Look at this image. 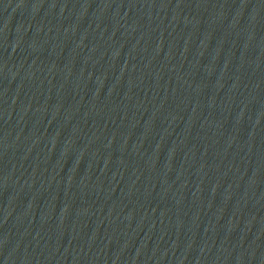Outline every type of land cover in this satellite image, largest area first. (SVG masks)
<instances>
[{"label":"water","instance_id":"1","mask_svg":"<svg viewBox=\"0 0 264 264\" xmlns=\"http://www.w3.org/2000/svg\"><path fill=\"white\" fill-rule=\"evenodd\" d=\"M0 237L264 264V0H0Z\"/></svg>","mask_w":264,"mask_h":264}]
</instances>
